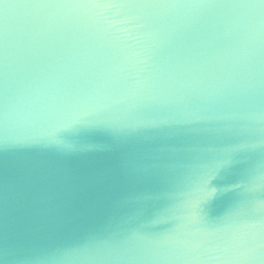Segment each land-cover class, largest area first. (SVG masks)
<instances>
[{
	"label": "water",
	"instance_id": "obj_1",
	"mask_svg": "<svg viewBox=\"0 0 264 264\" xmlns=\"http://www.w3.org/2000/svg\"><path fill=\"white\" fill-rule=\"evenodd\" d=\"M176 2L0 8V264H264V8Z\"/></svg>",
	"mask_w": 264,
	"mask_h": 264
},
{
	"label": "snow or ice",
	"instance_id": "obj_2",
	"mask_svg": "<svg viewBox=\"0 0 264 264\" xmlns=\"http://www.w3.org/2000/svg\"><path fill=\"white\" fill-rule=\"evenodd\" d=\"M210 0H198L197 3L190 5V6H197V7H203V6H209ZM17 7H23L25 5L23 4H17ZM138 6H144V7H176L181 6L179 3L176 2V0H138ZM187 6V5H186ZM246 7H258V8H264V0H254V2L243 5ZM9 7L8 0H0V8L7 9ZM6 13V12H4ZM251 145L244 144L241 146V150L250 148ZM235 159L234 157H231L229 159H226L224 161L225 167H230L232 160ZM221 171H223V167L221 168ZM239 187L243 188L244 184L239 185ZM253 202V206L251 208L252 214L255 213H262L264 214V199L258 200ZM194 223H199V221H196ZM260 229L262 233H264V218H262L260 221H248L242 224L239 228L236 229L239 233H245L247 230L250 229ZM254 251V250H252Z\"/></svg>",
	"mask_w": 264,
	"mask_h": 264
}]
</instances>
